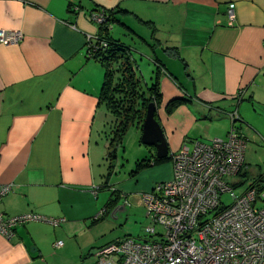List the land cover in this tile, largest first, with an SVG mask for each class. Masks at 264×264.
<instances>
[{
	"label": "crops",
	"instance_id": "0c3cea01",
	"mask_svg": "<svg viewBox=\"0 0 264 264\" xmlns=\"http://www.w3.org/2000/svg\"><path fill=\"white\" fill-rule=\"evenodd\" d=\"M101 10L113 13L111 37L121 25L161 64L155 117L169 156L195 140L225 137L229 112L264 114V0H0V31L23 34L17 44H0V184H14L0 211L60 219L0 235V264H86L72 252L98 256L122 238L93 239L92 231L116 228L124 210L142 208L141 194L173 177L172 160L153 164L150 146L149 167L113 182L117 155L109 156L105 131L112 115L100 103L105 69L87 50L99 32L91 13ZM176 99L184 101L168 111ZM110 199L115 207L96 219ZM110 213L116 221L103 222Z\"/></svg>",
	"mask_w": 264,
	"mask_h": 264
},
{
	"label": "built area",
	"instance_id": "2783aa9c",
	"mask_svg": "<svg viewBox=\"0 0 264 264\" xmlns=\"http://www.w3.org/2000/svg\"><path fill=\"white\" fill-rule=\"evenodd\" d=\"M228 16L234 20L233 7ZM91 17L98 25L108 19L104 10L92 12ZM22 39L19 30L0 31V44H17ZM96 44H107L98 33L87 40L88 48ZM228 115L232 124L225 137L183 145L171 155L173 177L141 194V206L152 222L146 229L149 237L127 236L101 247L99 264H264V206H255L264 195L259 196L255 188L237 195L226 180L243 169L246 148L236 126L238 114ZM13 188V183L0 184V203ZM227 192L233 197L229 205L222 202ZM30 221L60 223L38 213L7 216L0 211V235L9 239L16 227ZM62 245V241L54 244Z\"/></svg>",
	"mask_w": 264,
	"mask_h": 264
},
{
	"label": "rangeland",
	"instance_id": "374dc122",
	"mask_svg": "<svg viewBox=\"0 0 264 264\" xmlns=\"http://www.w3.org/2000/svg\"><path fill=\"white\" fill-rule=\"evenodd\" d=\"M115 26V25H114ZM113 36L117 38L120 43L124 44L127 47H130L134 58L136 59V68L138 70L139 76L143 81L151 83L150 77L152 73L156 70V58H154L153 50L148 46H144L133 34L126 32L121 25L116 24ZM149 54V55H148ZM144 82V83H145ZM113 117L108 119L106 123V133L110 138H113L115 127L113 122ZM223 122V121H220ZM230 124L231 120L225 121ZM238 132L244 137L246 141V148L244 153V167L240 173L233 177H226L230 181V185L233 191L237 195H241L249 188H255L257 193L264 195V114H255L251 113L246 115L245 119L241 118V121L236 122ZM142 130L141 126L138 128L136 125L129 127L126 131L122 143L120 142L117 147L115 154L117 155V161H114L115 167H117V176L112 177V181H118L124 178H128L130 173L137 168V162H140L148 154V148L150 146L145 145L142 140ZM144 156V158H143ZM140 158V160H137ZM114 174H112L113 176ZM106 194V193H105ZM222 202L225 205H229L233 202V197L229 192L223 193ZM257 208L264 206V197L263 199L258 198L255 203ZM124 215L118 219V222L114 221L113 216L110 213V216L105 221L112 220L116 224L114 228L110 223L102 225L95 228L92 231L93 239L94 238H103V240H108L117 236L118 232L120 237L124 238L131 236L137 239L145 240L149 237L150 234L147 233V227L152 224L151 220L146 217L144 208H139L135 210L134 208H127L124 210ZM101 222V223H103ZM157 230H160V226H156ZM58 240H62L64 244H67L73 250V247L77 248V243H68L62 237H59ZM58 242V241H57ZM56 243V242H55ZM71 244L73 247H71ZM101 245L103 243H95ZM69 250V249H68ZM94 249H90L85 255H79V252H72L73 257L78 259H83L82 261H87L86 264H99L98 256L93 254ZM69 255V253H67ZM80 264H81V260Z\"/></svg>",
	"mask_w": 264,
	"mask_h": 264
},
{
	"label": "trees",
	"instance_id": "16d2710c",
	"mask_svg": "<svg viewBox=\"0 0 264 264\" xmlns=\"http://www.w3.org/2000/svg\"><path fill=\"white\" fill-rule=\"evenodd\" d=\"M105 13L108 19L105 24L99 25L98 36L107 44L105 47L96 44L93 47L87 48V50L88 53L90 52V56L97 59L105 69L100 103L105 105L114 120L113 126L115 127V132L109 145L112 148L109 156L113 158L116 149L115 144L122 142L129 127L139 125L142 128L148 105L150 103H155L156 106L160 104L161 91L157 74L159 73L161 64L157 63L158 67L155 70L156 77L151 78L150 84L143 81L138 74L135 65L136 60L131 48L109 35L113 13L107 11ZM152 55L155 57L154 54ZM182 101L184 99L171 101L168 105V111H171ZM236 121H241V118L239 117ZM170 159L171 156L169 155L162 159L155 157L153 164L166 162ZM149 166L150 159H142L140 162H137V168L133 172L136 173ZM115 202L116 200L110 199L105 210L107 211L108 208L112 210L115 207Z\"/></svg>",
	"mask_w": 264,
	"mask_h": 264
},
{
	"label": "water",
	"instance_id": "95a60500",
	"mask_svg": "<svg viewBox=\"0 0 264 264\" xmlns=\"http://www.w3.org/2000/svg\"><path fill=\"white\" fill-rule=\"evenodd\" d=\"M155 112V103H150L142 126L141 140L145 145L154 147L157 158L162 159L168 156V145L162 127L155 117Z\"/></svg>",
	"mask_w": 264,
	"mask_h": 264
}]
</instances>
